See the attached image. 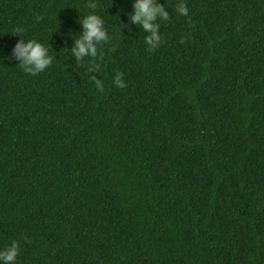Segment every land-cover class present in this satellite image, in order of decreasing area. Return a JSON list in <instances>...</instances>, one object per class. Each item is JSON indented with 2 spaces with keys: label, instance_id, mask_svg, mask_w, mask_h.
Instances as JSON below:
<instances>
[{
  "label": "trees",
  "instance_id": "obj_1",
  "mask_svg": "<svg viewBox=\"0 0 264 264\" xmlns=\"http://www.w3.org/2000/svg\"><path fill=\"white\" fill-rule=\"evenodd\" d=\"M133 3L0 0V248L17 242L15 264H264V0H154L152 51ZM88 14L108 39L78 60ZM22 40L52 63L24 72Z\"/></svg>",
  "mask_w": 264,
  "mask_h": 264
},
{
  "label": "clouds",
  "instance_id": "obj_2",
  "mask_svg": "<svg viewBox=\"0 0 264 264\" xmlns=\"http://www.w3.org/2000/svg\"><path fill=\"white\" fill-rule=\"evenodd\" d=\"M94 7V5H88ZM179 15H187V8L183 0L176 8ZM133 24L145 32L150 34L145 39V44L148 45V51L154 50L160 43L161 36L156 34L154 21L157 16L162 20L167 19V13L163 6L156 5L154 0H134L132 11L128 14ZM83 32L75 41L74 47L70 50L78 60L84 56H95L96 43L108 39L102 27V19L95 14H88L80 20ZM13 55L18 60L20 67L28 74H36L43 71L52 63V56L48 54V48L35 40L18 41L13 48ZM11 59V57H6ZM94 80L96 89L103 90V84L100 80ZM113 84L116 87H124V83L118 73ZM18 255V244L13 240L7 247L0 248V264H15Z\"/></svg>",
  "mask_w": 264,
  "mask_h": 264
}]
</instances>
